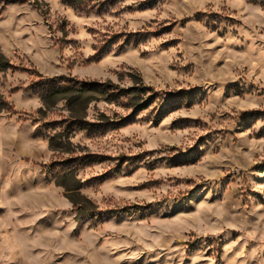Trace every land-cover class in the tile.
Here are the masks:
<instances>
[{
	"label": "rangeland",
	"instance_id": "rangeland-1",
	"mask_svg": "<svg viewBox=\"0 0 264 264\" xmlns=\"http://www.w3.org/2000/svg\"><path fill=\"white\" fill-rule=\"evenodd\" d=\"M13 1L0 264H264V0ZM92 83L151 92L40 111Z\"/></svg>",
	"mask_w": 264,
	"mask_h": 264
},
{
	"label": "trees",
	"instance_id": "trees-1",
	"mask_svg": "<svg viewBox=\"0 0 264 264\" xmlns=\"http://www.w3.org/2000/svg\"><path fill=\"white\" fill-rule=\"evenodd\" d=\"M13 2V0H0V9L3 10L4 7ZM14 67L15 66L6 56H4L0 49V72L8 71L10 69H13ZM147 92H151L149 88L132 87L131 89L121 90L112 84L98 83H92L89 85L80 84L78 87L73 85L52 87L42 95V108L40 111L43 112L44 110L56 107L58 103H63L65 104L68 111L74 115L76 121L79 122L82 126L84 122L82 118L84 117V115L82 114L86 110L88 104L91 103L89 99L91 94H101L106 98L107 101H111L110 98H113L112 100H115L123 96H133L134 98H140L142 94H145ZM153 100L154 96L150 95L145 106L152 104ZM10 110L11 106L9 102L0 93V115L9 113ZM59 145L60 142H58L57 138H53L50 140L49 146L51 150L57 151ZM71 175H73V171H69L66 174V176ZM62 186L65 188V191L68 194V198L73 205V209L77 211L79 215L85 213V211L87 210L83 209V207L80 206L79 202L77 201V195L75 192V190L77 189L68 187L66 185Z\"/></svg>",
	"mask_w": 264,
	"mask_h": 264
}]
</instances>
